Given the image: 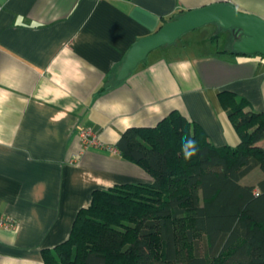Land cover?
I'll return each instance as SVG.
<instances>
[{
  "label": "crops",
  "instance_id": "1",
  "mask_svg": "<svg viewBox=\"0 0 264 264\" xmlns=\"http://www.w3.org/2000/svg\"><path fill=\"white\" fill-rule=\"evenodd\" d=\"M223 1L264 18V0H0V213L19 223L0 228V264H46L42 251L69 238L94 190L152 182L116 148L128 128L177 110L214 145L239 143L219 93L264 112V57L232 53L227 30L189 31L118 80L140 38ZM84 130L100 145L83 144Z\"/></svg>",
  "mask_w": 264,
  "mask_h": 264
},
{
  "label": "trees",
  "instance_id": "2",
  "mask_svg": "<svg viewBox=\"0 0 264 264\" xmlns=\"http://www.w3.org/2000/svg\"><path fill=\"white\" fill-rule=\"evenodd\" d=\"M219 99L239 135L236 146L214 145L177 110L155 126L128 128L116 148L152 182L94 190L69 238L42 251L44 262L264 264V178L242 181L257 167L264 173V112L232 91ZM188 138L198 152L185 160Z\"/></svg>",
  "mask_w": 264,
  "mask_h": 264
},
{
  "label": "water",
  "instance_id": "3",
  "mask_svg": "<svg viewBox=\"0 0 264 264\" xmlns=\"http://www.w3.org/2000/svg\"><path fill=\"white\" fill-rule=\"evenodd\" d=\"M210 23L232 31V52L264 55V18L241 12L232 2L223 1L189 10L177 19L167 22L155 33L140 38L128 52L118 72V80L128 78L151 51L171 45L185 33Z\"/></svg>",
  "mask_w": 264,
  "mask_h": 264
},
{
  "label": "rangeland",
  "instance_id": "4",
  "mask_svg": "<svg viewBox=\"0 0 264 264\" xmlns=\"http://www.w3.org/2000/svg\"><path fill=\"white\" fill-rule=\"evenodd\" d=\"M197 31V34H199L200 32H203V37L201 39L198 40H205V39H210L211 37L214 35L220 34L221 36H223V33H226L225 29H222L220 27H217V25H210L207 24L201 28H199ZM191 34V33H190ZM216 44H218L220 47L226 45V41L223 40V38L219 37V39L216 41ZM258 172L263 174V171L258 168V170L254 169L247 177L246 179L243 180V183H255L258 180Z\"/></svg>",
  "mask_w": 264,
  "mask_h": 264
},
{
  "label": "built area",
  "instance_id": "5",
  "mask_svg": "<svg viewBox=\"0 0 264 264\" xmlns=\"http://www.w3.org/2000/svg\"><path fill=\"white\" fill-rule=\"evenodd\" d=\"M83 144L86 146H99V140L92 130H84L80 134ZM19 227L18 221L11 215L0 213V228L16 230Z\"/></svg>",
  "mask_w": 264,
  "mask_h": 264
},
{
  "label": "clouds",
  "instance_id": "6",
  "mask_svg": "<svg viewBox=\"0 0 264 264\" xmlns=\"http://www.w3.org/2000/svg\"><path fill=\"white\" fill-rule=\"evenodd\" d=\"M181 152L185 160H190L198 152L197 142L195 139L188 138L181 145Z\"/></svg>",
  "mask_w": 264,
  "mask_h": 264
},
{
  "label": "flooded vegetation",
  "instance_id": "7",
  "mask_svg": "<svg viewBox=\"0 0 264 264\" xmlns=\"http://www.w3.org/2000/svg\"><path fill=\"white\" fill-rule=\"evenodd\" d=\"M228 32H230V34L232 35V31L231 30H228Z\"/></svg>",
  "mask_w": 264,
  "mask_h": 264
}]
</instances>
